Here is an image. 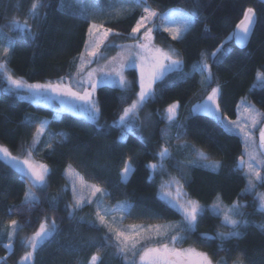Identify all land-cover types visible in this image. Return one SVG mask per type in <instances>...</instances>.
Returning <instances> with one entry per match:
<instances>
[{"label": "trees", "instance_id": "obj_1", "mask_svg": "<svg viewBox=\"0 0 264 264\" xmlns=\"http://www.w3.org/2000/svg\"><path fill=\"white\" fill-rule=\"evenodd\" d=\"M35 2L36 0H0V47L8 46V38L11 39L13 47L6 59L16 77L29 83L59 81L74 70L72 62L83 51L88 22L79 19L74 8L67 7L70 0H63L65 7H61V0H43L48 7L38 9L42 18L34 21L31 19L30 9ZM149 2L160 12L172 8L199 12L196 24L182 41H174L166 33H158L163 42L179 53L185 72H192V66L200 59L201 54L214 52L220 44L225 45L229 54L224 63L213 65L215 83L211 87L217 84L221 86V110L228 118H236L237 106L244 97L264 113V87L256 86V73L264 71V0ZM100 3L102 4L101 0ZM247 7L255 9L257 21L247 46L240 48L229 37L236 30L235 26ZM139 14L140 9L135 8L122 13L121 17L103 22L105 27L122 33L123 38L130 32ZM13 19L20 23L27 19L35 33V40L6 27ZM209 63H212L211 59ZM129 75L132 80L129 89L101 85L96 90L100 108L98 124L102 131H98L96 124L85 118L70 113L57 115L50 109L34 106L15 95H8L4 90L5 84L0 79V145L8 147L13 155L21 156L22 146L26 148L31 143L35 130L34 126L26 124V118H34L37 122L47 118L46 135L37 146L42 150L34 153V156L47 164L52 173L47 191H37L40 203L29 210L22 205L26 185L20 174L0 161V264H23L22 258L28 250L23 241L33 235L45 216L50 220L55 219L58 231L38 247L33 264H89L91 256L97 254L98 246L103 244H107L99 251L103 264H125L112 242L104 241L103 228H94L80 221V217L84 216L82 210H79L75 219L69 218L66 205L72 201V193L62 191L68 184L64 170L69 164L89 184L95 183L105 188L111 194L105 197L108 203L127 201L133 205L131 216L126 218V225L162 224L181 220L179 213L160 200L158 175L153 177L146 167L148 163L157 162L153 154L157 150L160 132L157 131L149 141L142 142L138 136L129 135L127 141L121 143V129L111 124L122 109L133 101L138 90L136 73L131 71ZM200 78L199 74H195L190 79L180 80L175 73L169 74L155 85V97L146 104V109L155 115L170 104L179 102L180 124L184 125L183 131H186L182 141L202 149L212 160L221 164L216 172L202 167L185 169L186 177L182 180L184 190L191 199L199 201L206 209L216 202L217 196L225 205L239 200L246 207L241 209L243 215L238 219L247 220L248 227L240 229L241 238L224 242L223 247L229 251H218L221 242L205 241L202 234L215 235L218 230L230 229L219 227L221 220L209 211L200 220L195 232L185 234L188 239L183 242L182 247H192L208 253L214 264L221 258L227 259L228 264H233L241 253L243 264H264V231L256 227L264 224V212L257 211V202L252 194L243 193L247 181L241 172L235 171L236 162L243 154L241 139L226 132L211 117L191 114V107L201 102L206 93L211 91V87L205 88L202 85ZM49 133L57 134L51 149L44 147ZM61 133L63 136L59 135ZM127 157H132L135 171L126 183H122L120 170ZM176 160L180 159L174 156L166 164L170 171L180 176L174 166ZM260 187L264 191V185ZM50 197L59 198L54 206L55 210ZM10 208L20 211L9 213ZM84 212L85 219L95 218L93 207H86ZM10 219H16L22 226L14 237L11 251L3 246L6 241L2 237Z\"/></svg>", "mask_w": 264, "mask_h": 264}, {"label": "snow or ice", "instance_id": "obj_2", "mask_svg": "<svg viewBox=\"0 0 264 264\" xmlns=\"http://www.w3.org/2000/svg\"><path fill=\"white\" fill-rule=\"evenodd\" d=\"M46 7L48 5L43 0H36L31 5V19L34 21L41 19L42 17L37 10ZM61 7H65L63 0H61ZM67 7L69 9L74 8L76 10L75 15L88 22L85 40L83 41V51L76 58L78 61L77 69L70 74L71 79L65 80L62 77L54 83H26L23 79L14 78L8 71L7 65L0 63V72H3L9 85L5 92L8 95H26L33 101L44 104H50L58 98H70L74 103H65L63 110L85 116L96 124L98 131H102L98 124L100 108L96 97L97 88L103 84L126 90L128 81L124 73L129 68L136 69L139 89L136 93V99L124 107L114 121V126L121 129V143H125L129 135H137L138 132H142L139 113L155 97L154 86L158 81H162L166 76L173 73L180 80H187L193 75L199 74L201 83L211 87L215 83L212 72L213 65L218 66L224 63L229 54L225 45L220 44L214 52L201 54L200 59L193 64L192 72L187 73L184 71V62L178 52L171 47L165 49L156 45L154 42L155 35L161 32L167 33L174 41H182L199 18V12L196 10L186 12L179 8H172L160 12L157 8L152 7L149 0H109L107 7H102L100 0H70ZM135 8L140 9V14L135 19L130 32L126 37H123L131 43L118 42V38L123 36L122 33L114 31L111 27H105L103 19L100 23L96 21V17L103 18L105 16L115 19L122 13ZM256 21L255 9L247 7L243 12L242 19L235 26L236 30L229 39H235L243 46L253 33ZM6 27L19 31L33 41L36 38L27 19L23 23L13 19L10 25H6ZM8 39L9 45L4 47L0 53L3 57L9 56L13 47L11 39ZM109 49H118L117 55L108 58ZM209 59L212 63H209ZM256 77L259 86L264 87V71H258ZM221 96L222 89L217 84L215 87H211V91L206 93V97L196 104L192 111L211 117L226 132L241 138L244 153L238 158L235 171L241 172L247 181L244 191L252 192L256 188L254 181L264 183V177L261 176V171H264V113L258 112L252 106H242L240 117L236 120H230L221 110ZM179 108V102L172 103L164 110L162 116V119L170 127L178 129L175 137L177 141L186 136V131H183L184 125L175 122ZM25 122L35 128L31 143L26 148L22 146L21 156L13 155L8 147L0 145V161L20 174L26 185L22 205L30 210L40 203L37 191L42 193L47 191L52 173L47 164L34 158V153L42 150L37 146L41 144V138L46 134L48 122H37L34 118H26ZM37 123L38 126H36ZM256 132L259 133L258 146ZM59 135L63 136L62 133ZM56 136L57 134L49 133L48 139L44 141V147L51 149L53 143L56 142ZM138 139L142 142L145 141L142 134L138 136ZM162 139L163 143L158 146V150L153 154L157 162L146 165L153 175L157 172L164 173L166 162L174 159L170 146L171 138L167 131L163 132ZM178 151L187 152L184 160L175 161L174 166L180 176L174 177L169 174V181L161 185L159 198L180 214L182 217L180 224H130L126 228L122 227L126 218L131 216L133 205L127 201L115 206L104 204L103 198L111 194L95 183L89 184L71 164L64 170L68 184L62 189L63 192L71 191L72 193V201L66 205L69 218L75 219L79 210L95 201V218L87 220L80 217V221L94 228H103L105 230L104 241L112 242L117 253L125 260V264H214L208 253L192 247H182L183 242L188 239L185 234L195 232L200 220L204 218L206 212L210 211L221 220L219 227L230 230H218L215 235L202 234V239L205 241L219 240L221 244L218 251L227 252L229 250L223 247L224 242L241 238L240 229L248 227L247 220L237 218L243 215L241 209L246 205L241 204L239 200L234 201L231 205H225L222 199L217 196L216 202H213L210 208L206 209L199 201L191 199L184 190L182 183L186 177L185 169L202 167L216 172L220 169L221 164L219 161L212 160L202 149L186 142L180 145ZM134 171L132 157H127L120 170L121 182L126 183ZM58 199V197L49 198L53 210H55L54 206ZM258 199L257 211L264 212V194H260ZM19 211L20 209H9V213ZM117 217L119 218L117 219ZM256 227L264 231V224L256 225ZM21 228L22 226L16 219H10L7 222L6 242L3 245L6 249L11 250L13 248L14 237ZM57 231L55 219L50 220L49 217L45 216L33 235L23 241L28 249L22 258L24 264H33L38 247L42 246ZM106 246L107 244L98 246V252L91 256L89 264H103L99 251H102ZM242 256L241 253L233 261V264H243ZM215 264H228V260L221 258Z\"/></svg>", "mask_w": 264, "mask_h": 264}, {"label": "rangeland", "instance_id": "obj_3", "mask_svg": "<svg viewBox=\"0 0 264 264\" xmlns=\"http://www.w3.org/2000/svg\"><path fill=\"white\" fill-rule=\"evenodd\" d=\"M102 1V4H101V6H105L106 5V3H109V0H108V2H107V0H101ZM108 6V5H107ZM106 6V7H107ZM187 12V11H186ZM122 15H120L119 17H121ZM101 19H103V21H105V20H112L113 18L112 17H109V16H105V17H103V18H101V17H96V21H97V23H100L101 22ZM164 33V32H163ZM167 34V33H166ZM168 35V34H167ZM170 38V37H169ZM110 40H111V38H110ZM118 42H124V43H131V41H127V40H125L124 38H118ZM155 43H156V45L157 46H159V47H162V48H165V49H167L169 46L165 43V42H163V40H161L160 38H159V36H158V33L155 35V41H154ZM4 47H7L6 45H2L1 47H0V53H2V49L4 48ZM175 50V49H174ZM103 51V50H102ZM176 51V50H175ZM177 52V51H176ZM117 53H118V49H109L108 50V52H107V56H108V58H111V57H113V56H116L117 55ZM9 55H10V53H9ZM8 57V56H7ZM180 58H181V56H180ZM182 59V58H181ZM75 62V63H74ZM0 63H5L6 65H7V68H8V71L13 75V77L14 78H16V79H23V78H19V77H16L13 73H12V71L10 70V68H9V66H8V61H7V59H6V57H3L2 55H0ZM72 64H73V66H74V70L72 71V72H69V76H67V77H64L65 78V80H69V79H71V76H70V74H72V73H74L75 71H76V69H77V64H78V61L75 59L73 62H72ZM131 71H134L135 73H136V83H137V79H138V72H137V70L136 69H133V68H129V69H127L126 71H125V73H124V75H125V77H126V79H127V81H128V87H127V89H129V88H131V86H132V80H131V77H130V75H129V73L131 72ZM0 79L3 81V83L5 84L4 85V90L7 88V87H9V85L7 84V82H6V80H5V78H4V75H3V72H0ZM24 80V79H23ZM25 81V80H24ZM200 81H201V78H200ZM26 83H29V82H27V81H25ZM53 83L54 82H57V81H52ZM46 83V82H45ZM103 85V84H102ZM202 85H204L205 86V88L207 87L206 86V84H202ZM101 86V85H100ZM110 86H112V85H110ZM137 86H138V84H137ZM256 86H259V84H258V81H257V84H256ZM115 87V86H114ZM117 88H119V87H117ZM154 88H155V86H154ZM139 90V89H138ZM138 90H137V92H138ZM210 90V89H209ZM136 92V93H137ZM210 92V91H209ZM17 97H19L20 99H22V100H25V101H28V102H30L31 104H33L34 106H38V107H42V108H46V109H50V110H52L55 114H57V115H60V114H62V113H70V114H72V115H75V116H77V117H82V118H85V119H87L85 116H83V115H80V114H77V113H75V112H72V111H64L63 110V108H64V105H65V103H67V104H72V103H74V101H72L70 98H67V97H65V98H58V99H55V100H53L50 104H44V103H39V102H36V101H33L31 98H28L26 95H24V96H17ZM206 97V96H205ZM136 99V94H135V97H134V99L133 100H135ZM200 103V102H199ZM198 104V103H197ZM196 105V104H195ZM194 105V106H195ZM194 106H192L191 107V114H193V115H196V114H201V113H195V112H193L192 111V109L194 108ZM238 106H241V107H238ZM238 106H237V116H236V118L235 119H231V118H229L230 120H236V119H238L239 117H240V115H241V113H242V106H252L255 110H257L258 112H260V113H263L255 104H253L251 101H249V99L247 98V97H244L243 99H241V101L239 102V104H238ZM180 108L177 110V117H176V123H178V124H180L181 123V121H180V119H181V117L179 116L180 115ZM163 114H164V111H162V112H158V113H156L155 115H153L152 113H150L147 109H146V105L143 107V109L140 111V113H139V122L141 123V128H142V132H138L137 133V135L136 136H139V135H143L144 137H145V141H149V140H152V138H153V136H155L156 135V133H157V131H159L160 132V140H159V143H158V146L160 145V144H162L163 143V139H162V137H163V132L164 131H167L168 132V134H169V136H170V138H171V140H170V146H171V150H172V152H173V157L175 156V157H177V158H179L180 160H184L185 159V157L187 156V152H185V151H178V149L180 148V145H182V144H184L185 143V141H182V140H180V141H177L176 139H175V137H176V134H177V131H178V129L177 128H175V127H170L163 119H162V116H163ZM204 115V114H203ZM246 115V114H245ZM180 117V118H179ZM88 120V119H87ZM43 121H47L48 122V119L47 118H44L43 119ZM90 121V120H89ZM98 121H99V116H98ZM112 124V126H114V122H112L111 123ZM116 127V126H115ZM258 127H259V125H258ZM119 128V127H118ZM47 129H48V123H47ZM47 129H46V132H47ZM46 135V134H45ZM256 136H257V146H258V143H259V140H258V136H259V133L258 132H256ZM239 137V136H238ZM43 138V137H42ZM41 138V139H42ZM241 139V138H240ZM242 142V141H241ZM187 143V142H186ZM158 146H157V150H158ZM156 150V151H157ZM242 151H243V153H244V148H243V144H242ZM34 158L36 159V160H38L35 156H34ZM245 159H247V156H245ZM38 161H40V160H38ZM169 161H171V160H169ZM41 162V161H40ZM156 163V162H155ZM165 168H166V171L164 172V173H160V172H157L156 174H152V176L153 177H156L157 175H158V178H159V181H160V183H159V195L161 194V185L162 184H165V183H167L168 181H169V179H170V175L171 176H174V177H179V175L177 174V173H175V172H172V171H170L168 168H167V164L165 165ZM170 174V175H169ZM261 176L262 177H264V171H261ZM183 183V182H182ZM254 183L256 184V188L252 191V192H245V191H243V193H249V194H252L253 196H254V198H255V200H256V202H257V206L259 205V195L260 194H264V191L261 189V187L260 186H262V185H264V183H262L261 181H254ZM98 195V197H99V194H97ZM103 203L104 204H106V205H108V206H115V205H117V204H110V203H108L106 200H105V197L103 198ZM242 204V203H241ZM86 207H93V210H94V214H95V201H93V203L92 204H89V205H86L83 209H81L82 211H83V213H84V216H85V212H84V209L86 208ZM80 210V211H81ZM83 216V217H84ZM95 217V216H94ZM119 217H117V219H118ZM238 218V217H237ZM182 222V218H181V220H179V221H173V222H167V223H162V224H169V225H175V224H180ZM122 227H128V225H126V224H124V225H122ZM6 232H7V227L6 228H4V230H3V232H2V237L5 239V241H6ZM32 236V235H31ZM30 236V237H31ZM29 237V238H30ZM183 248H189V247H183ZM9 250V249H8ZM12 250V249H11ZM11 250H9V251H11ZM130 259H131V257H129ZM0 260H2V258L0 257ZM23 264H24V262H23Z\"/></svg>", "mask_w": 264, "mask_h": 264}, {"label": "water", "instance_id": "obj_4", "mask_svg": "<svg viewBox=\"0 0 264 264\" xmlns=\"http://www.w3.org/2000/svg\"><path fill=\"white\" fill-rule=\"evenodd\" d=\"M251 35H252V34H251ZM251 35H250V37H251ZM249 40H250V38H249ZM249 40H248L243 46H241V45H240V44L234 39L236 45H237L238 47H240V48H245V47L247 46Z\"/></svg>", "mask_w": 264, "mask_h": 264}]
</instances>
